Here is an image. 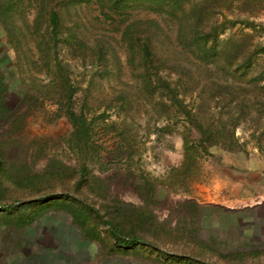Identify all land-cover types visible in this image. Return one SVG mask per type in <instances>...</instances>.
Returning a JSON list of instances; mask_svg holds the SVG:
<instances>
[{
  "label": "rangeland",
  "instance_id": "rangeland-1",
  "mask_svg": "<svg viewBox=\"0 0 264 264\" xmlns=\"http://www.w3.org/2000/svg\"><path fill=\"white\" fill-rule=\"evenodd\" d=\"M52 10L64 23L58 43L45 25ZM166 11L38 0L10 23L0 16V264H40L57 239L50 252L74 264H264V195L231 187L252 162L264 172V0L215 2L210 17L220 41L237 42V61L200 59L181 38V12ZM135 22L158 25L154 64L123 39ZM65 79L77 88V126L56 91ZM165 82L208 131L237 123L238 142L220 140L187 172L185 114Z\"/></svg>",
  "mask_w": 264,
  "mask_h": 264
},
{
  "label": "trees",
  "instance_id": "trees-1",
  "mask_svg": "<svg viewBox=\"0 0 264 264\" xmlns=\"http://www.w3.org/2000/svg\"><path fill=\"white\" fill-rule=\"evenodd\" d=\"M92 0H69V3H83L90 2ZM102 10H107L109 12H116L118 10L127 8V6L135 2L136 0H95ZM27 2L33 4L34 2H38V0H0V16L6 22L9 23L14 21L15 15L22 14L27 8ZM145 2L151 4L152 6L159 8H166L167 13L171 15L177 16L178 12H181L183 18H185V22L187 24L183 25L180 29L181 38L183 41L185 40V44L189 47H196V56H199L200 59H211V58H222L227 61H237L239 55H236L240 50L237 47V42L234 41V38H229L224 41H220V36L223 34V26L221 22L213 21L210 17L213 12L215 2L218 0H201L199 3L193 6L189 12L184 8L183 0H145ZM42 10L45 9V3L41 2ZM162 11V10H161ZM44 12V11H43ZM180 14V15H181ZM108 16V15H107ZM191 21V22H190ZM212 22V23H211ZM50 31L52 41H56L58 43V36L62 34L64 29V23L62 16L59 12L52 10L47 14V22L45 24ZM150 23H131L128 25L123 31V39L128 44L129 49L132 51L134 56L136 52L141 57V61L144 63L154 64L156 61L160 60L156 50L154 48V37L157 36V33H152V27L158 28V25H151ZM143 26H147L142 28ZM77 35H68L67 42H71L73 38H76ZM13 39V38H12ZM15 41V38L14 40ZM80 44H79V43ZM220 45H223L224 48H220ZM82 42L77 41L75 39V48L82 47ZM105 49L104 46H101L99 52H102ZM231 50L232 52H229ZM246 63H241L240 68L244 67L245 70L250 68L251 60L249 57L244 58ZM64 71V70H63ZM214 76V75H213ZM147 88L155 93L156 89L153 86V82H147ZM163 89L169 90L172 98L170 99L173 106L177 107L178 112L184 113L185 116L182 120L184 124V169L187 172H191V169L194 168L197 164L199 158L208 155L209 149L212 146L220 145L224 147V143H221L222 139H232L233 141L238 142L235 138L236 136V126L235 123L232 126V129L225 126V128L219 134L212 133L205 128L200 115L194 112V110H188L187 107H183V99L180 100L178 98V92L176 88L171 89V84L169 82H165L163 84ZM222 89L220 88L219 91ZM49 90H47L48 93ZM56 91L61 96V101L63 106L65 105V114L68 116L69 120L73 123V125L77 126L80 123L77 115L71 110V100L75 96L77 88H75L74 84L71 83L70 80L65 79L57 85ZM165 91V90H162ZM47 97L52 98L51 95ZM224 98V97H223ZM229 103V99L224 98ZM231 101V100H230ZM164 106H166L163 103ZM226 105V104H225ZM196 131L200 134L198 139H194L192 137L193 132ZM230 150L225 146V149ZM113 234L119 238L120 233H118L114 225L110 224ZM129 237L123 238L124 242L127 244L132 242L133 244L138 243L137 239Z\"/></svg>",
  "mask_w": 264,
  "mask_h": 264
},
{
  "label": "crops",
  "instance_id": "crops-1",
  "mask_svg": "<svg viewBox=\"0 0 264 264\" xmlns=\"http://www.w3.org/2000/svg\"><path fill=\"white\" fill-rule=\"evenodd\" d=\"M249 166L247 167V169H249L248 171V175L245 177H239L236 179V181H232L230 186L232 187V190L236 191V194L238 195V197H240L241 199H247L250 196H254L256 194V192H258L259 195H264V188H260L257 187L256 188V184L255 182L260 179L263 180L264 182V172L262 170H255L256 167L254 165V162L248 164ZM244 189V190H243ZM243 190V193H241V191ZM261 204V203H257ZM63 241L61 240H56L55 244H50L47 246H49L50 248L46 249V253L41 254L39 256V263L40 264H74V259H70L68 262V258L58 252H53L51 253L50 250L52 248L58 247L59 245H62ZM73 244V243H72Z\"/></svg>",
  "mask_w": 264,
  "mask_h": 264
}]
</instances>
